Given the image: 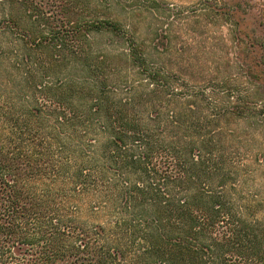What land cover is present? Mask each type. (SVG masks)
<instances>
[{
  "label": "trees",
  "instance_id": "trees-1",
  "mask_svg": "<svg viewBox=\"0 0 264 264\" xmlns=\"http://www.w3.org/2000/svg\"><path fill=\"white\" fill-rule=\"evenodd\" d=\"M0 8V264H264L236 130L264 124L247 26L210 45L134 21L158 23L160 0Z\"/></svg>",
  "mask_w": 264,
  "mask_h": 264
},
{
  "label": "rangeland",
  "instance_id": "rangeland-1",
  "mask_svg": "<svg viewBox=\"0 0 264 264\" xmlns=\"http://www.w3.org/2000/svg\"><path fill=\"white\" fill-rule=\"evenodd\" d=\"M160 1L164 2V10L160 13L158 23L152 18H145L143 21L135 18L134 21L140 24L139 26H192L197 32H202L201 40L209 39L210 45L218 43L220 32L226 34L229 44H233L234 39L230 36V30L233 28L231 26H247L251 30L248 38L252 40L257 38L264 44V14L260 12L261 7L264 6V0H216L220 5H227L228 11L233 9L232 17L229 14H224L223 17L222 15L217 16L218 11H215L216 15L213 13L214 11L207 9L208 6L214 5L215 0ZM1 10L3 9L0 8V12ZM121 13H119L120 16L125 18V15H121ZM203 26H207V32L203 30ZM174 30L178 33V29ZM254 90L257 98L262 100L261 105L263 106L258 108L260 120L264 114V85L261 88H254ZM249 123L246 120L241 121L236 126V130L243 140H248L242 143L241 152L253 159V161H245V163L251 166L249 174L253 179L252 184L259 190L264 202V124H260L259 121L256 124Z\"/></svg>",
  "mask_w": 264,
  "mask_h": 264
}]
</instances>
